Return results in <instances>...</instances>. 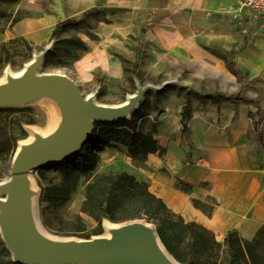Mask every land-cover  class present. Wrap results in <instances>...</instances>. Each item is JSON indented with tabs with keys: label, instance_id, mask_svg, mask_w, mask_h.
Segmentation results:
<instances>
[{
	"label": "crops",
	"instance_id": "1",
	"mask_svg": "<svg viewBox=\"0 0 264 264\" xmlns=\"http://www.w3.org/2000/svg\"><path fill=\"white\" fill-rule=\"evenodd\" d=\"M239 5L240 0H51L49 11L0 31V43L21 39L43 46L54 42L57 23L97 10L87 18H93L96 39L80 36L87 49L73 64L75 79L97 74L122 81L130 67L151 78L143 88L160 93L179 87L193 96L170 93L144 116L159 123L154 138L166 148L162 154L136 161L123 145L107 146L100 152V172L115 168L145 182L172 212L209 229L219 242L228 231L251 240L264 225V38L251 37ZM186 100L188 138L180 119Z\"/></svg>",
	"mask_w": 264,
	"mask_h": 264
},
{
	"label": "trees",
	"instance_id": "2",
	"mask_svg": "<svg viewBox=\"0 0 264 264\" xmlns=\"http://www.w3.org/2000/svg\"><path fill=\"white\" fill-rule=\"evenodd\" d=\"M97 10L86 12L78 19H65L57 23L51 33V39L57 42L74 44L82 51H86L83 41L77 36L75 38H62V34L70 29H79L85 23L89 15H94ZM22 18L14 19L11 23ZM86 34L96 39L90 29L86 27ZM56 43V44H57ZM56 44L52 48L56 47ZM52 52L47 55L44 63H50ZM226 60V57H223ZM230 70L233 63L226 60ZM219 98L225 99L220 96ZM218 106V102L214 101ZM143 106L140 105L134 111L130 119L118 118V120L96 123L90 137L75 154L54 163L46 169L39 170V177L46 181V172L52 169L58 172L60 182L58 184L47 182L42 187L41 205L44 212L49 210L58 211L69 201L76 191L81 178L87 181L85 186V198L80 209L91 219L101 225L103 218L114 222L145 218L156 224V233L163 246L178 260L187 264H201L200 258L206 262L216 264L215 259L219 256L221 244L215 240L214 234L204 227L195 229L194 222H185L179 216L175 218L174 212L155 194L148 190L145 182L137 180L124 171L108 170L105 173H97L100 152L104 147L123 145L132 160L142 161L148 153L158 152L162 154L166 148L159 145L154 138L157 125L151 124L147 131H142L144 115L141 114ZM11 112L10 108H0V113ZM190 104L186 100L181 112L182 133L189 137L188 123L190 121ZM29 123H32L31 121ZM183 187V186H182ZM48 222L44 221V224ZM75 224L68 228L56 229L62 232L77 233L84 229L81 216L75 215ZM51 226V224H47ZM251 240L241 238L238 232L228 231L223 239L225 253L234 262L244 261L245 264H264V225L259 227ZM185 243L183 250L179 248L180 243Z\"/></svg>",
	"mask_w": 264,
	"mask_h": 264
},
{
	"label": "rangeland",
	"instance_id": "3",
	"mask_svg": "<svg viewBox=\"0 0 264 264\" xmlns=\"http://www.w3.org/2000/svg\"><path fill=\"white\" fill-rule=\"evenodd\" d=\"M51 0H0V31L3 32L5 29L12 26V22L17 18H25L28 16H40L42 13L49 11V4ZM85 23L81 26V28L75 30L70 29L66 33L62 34V38L71 39L72 37H84L82 34H86L88 26H93V18L86 19ZM57 43V42H56ZM54 42H49L44 44L43 46H35L32 43H27L21 39L12 40L10 42H2L0 43V77L3 75L6 69H12L14 71L20 70L23 68V65L30 61L34 57L36 53H42V50L45 46H50V49L47 51V54L44 58V61L52 52L53 46L56 44ZM52 57L50 63H41V68L39 70L40 73L49 72L53 74H63L67 80H70L72 84L75 85L77 90L83 97L88 96V94L93 95V101L97 104H113L121 103L125 101L129 95L133 93H139L140 95L136 100L132 102L133 111L127 117L130 119L135 110L138 109L140 105L143 106L141 110V114L144 116L154 108H158L160 102L167 98L170 93H181L188 99H192L188 91L183 90L179 87H165L163 92L155 93L149 87L143 88V84L147 81V79H151L150 77H142L140 72L135 73L134 71L130 72V67H126V72L124 80L109 82L104 76H100L95 74L92 78L93 80H83L82 82L78 79L74 78L73 64L76 59H79L81 53L83 52L76 45L68 44L66 42H58L56 47L53 49ZM143 88V89H142ZM144 93V96H143ZM189 95V96H188ZM226 99V98H225ZM212 102L216 101L215 98L211 99ZM201 103H205L206 99L200 100ZM2 108H10L11 112L4 111L0 113V183L10 178V173L12 170V162L15 155V150L18 146V142L22 139H25L28 136V130L32 125L39 126L42 128H46L49 124V116L47 111L40 108L38 105L31 104H9L2 105ZM113 120V119H112ZM106 118L103 119H93L92 120V132L96 125V123L104 122V121H112ZM118 120V119H116ZM144 124L141 126L142 131H147V129L151 126V124L159 125V123L155 120H151L149 117H144ZM32 123H29V122ZM91 132V133H92ZM115 147V146H114ZM47 165L36 166L31 169L26 175L30 177L32 181L35 182V210L36 217L38 219L39 224L46 230L48 233H52L57 236H68L75 238L77 240H92L93 238L100 237L104 234V221H111L108 218H103L101 220V225L98 226L97 222L91 219L88 215L83 213L80 209H75V205L78 201H82L85 198V186L87 181L83 178L80 179L76 191L73 193L71 199L67 201L63 207L58 210H49L44 212L41 205V190L42 187L47 185V182L58 184L60 181V176L55 170H48L46 172V181H43L39 177V170L46 169ZM113 170L118 171L115 168H109L105 171ZM97 173H105L100 172L99 165L97 166ZM156 196V195H155ZM157 197V196H156ZM0 198L6 199V195H1ZM81 206V204H80ZM209 206V205H208ZM1 208V207H0ZM80 215L82 222L84 223V229L77 233L71 232H62L56 229L59 228H68L72 224H75V215ZM175 214V218H178L180 215ZM182 218V217H181ZM183 219V218H182ZM44 221L48 222L47 224H51V226H47L44 224ZM185 222H190L184 219ZM114 222V221H111ZM136 222L143 223L151 227L156 233V224L152 221H147L145 218H136L134 220H124L121 222H115L118 224H135ZM195 223V229L200 230V227H203L201 224L193 221ZM205 228V227H204ZM214 234V233H213ZM158 236V235H157ZM215 237V235H214ZM159 238V236H158ZM215 240L217 241L216 237ZM160 247L168 254L171 261L174 264H187L182 261L176 260L173 255L163 246L160 238ZM219 242V241H217ZM221 244V250L219 251V256L215 259L216 264H245L244 261L234 262L230 259V257L225 253L223 247V242H219ZM185 247V243H180L179 248L183 250ZM201 264H210V262H206L205 258H200ZM0 264H25L20 263L16 260V257L12 253V250L9 244L6 242L4 237L1 234L0 228ZM66 264H103L102 262H89V261H80V262H70Z\"/></svg>",
	"mask_w": 264,
	"mask_h": 264
},
{
	"label": "bare ground",
	"instance_id": "4",
	"mask_svg": "<svg viewBox=\"0 0 264 264\" xmlns=\"http://www.w3.org/2000/svg\"><path fill=\"white\" fill-rule=\"evenodd\" d=\"M42 54L36 53L29 62L23 65L20 70L6 69L0 77V95L7 92H16V90L27 87L30 84L43 80L52 76L53 73H40ZM57 77L64 78V75L55 74ZM39 96L31 99L19 101L17 103L31 104L34 103L40 108L47 111L49 120L46 128L32 125L28 130V136L18 142L15 155L12 162L14 167L19 157L29 155L33 151L53 149L60 145L75 128V111L71 105L70 98L62 89L55 87H45L39 91ZM93 95L88 94L84 97V105L102 112L103 115L90 117L89 122L93 119H110L119 116L127 117L132 111L131 104L140 95L138 92L128 96V98L116 105L113 104H97L93 101ZM12 178H8L0 183V190L12 183ZM24 189L27 193L26 198V215L24 218L26 225L25 242L27 247L34 253L51 254L52 252L64 250L70 243H87L82 239H75L68 236H57L48 233L39 224L35 210V182L25 175L22 179ZM10 191H8V195ZM0 198V228L1 234L5 238L6 220H7V204L9 197ZM104 234L93 240H101L112 242L120 246H125L132 250H141L146 254L153 256L161 264H174L167 253L160 247V241L154 231L148 225L136 222L135 224H118L111 221H104ZM15 255V254H14ZM86 261L79 258L74 262ZM99 263L100 261H95ZM101 263V262H100ZM104 264V263H103Z\"/></svg>",
	"mask_w": 264,
	"mask_h": 264
},
{
	"label": "water",
	"instance_id": "5",
	"mask_svg": "<svg viewBox=\"0 0 264 264\" xmlns=\"http://www.w3.org/2000/svg\"><path fill=\"white\" fill-rule=\"evenodd\" d=\"M49 49V45L43 48L41 53L42 62ZM45 87L60 88L68 94L75 111L76 124L73 132L55 148L47 149V151H33L29 155L19 157L17 164L11 167L10 178H12V183L0 190V194L6 196L10 191L8 195L9 202L6 206L8 212L4 239L9 244L12 253L15 254L16 260L25 264H66L84 258L89 262L95 260L104 264H161L153 256L141 250H132L109 241L84 240L89 242L70 243L64 250L52 252L51 254L34 253L27 247L24 221L27 193L22 182L23 177L36 166L58 163L75 154L92 132L93 126L89 122V118L103 115L102 112L84 105L83 95L80 94L70 80H67L65 76L64 78L57 77L55 74L18 89L16 92L2 93L0 95V107L37 97L39 91L45 89ZM121 117L123 116L118 118ZM118 118H110L109 120Z\"/></svg>",
	"mask_w": 264,
	"mask_h": 264
},
{
	"label": "built area",
	"instance_id": "6",
	"mask_svg": "<svg viewBox=\"0 0 264 264\" xmlns=\"http://www.w3.org/2000/svg\"><path fill=\"white\" fill-rule=\"evenodd\" d=\"M239 11L251 30V37L264 38V0H240Z\"/></svg>",
	"mask_w": 264,
	"mask_h": 264
}]
</instances>
